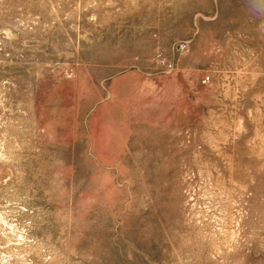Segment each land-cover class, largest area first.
<instances>
[{
  "label": "rangeland",
  "instance_id": "obj_1",
  "mask_svg": "<svg viewBox=\"0 0 264 264\" xmlns=\"http://www.w3.org/2000/svg\"><path fill=\"white\" fill-rule=\"evenodd\" d=\"M0 264H264V0H0Z\"/></svg>",
  "mask_w": 264,
  "mask_h": 264
},
{
  "label": "built area",
  "instance_id": "obj_2",
  "mask_svg": "<svg viewBox=\"0 0 264 264\" xmlns=\"http://www.w3.org/2000/svg\"><path fill=\"white\" fill-rule=\"evenodd\" d=\"M205 83V82H204Z\"/></svg>",
  "mask_w": 264,
  "mask_h": 264
}]
</instances>
